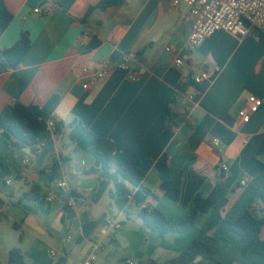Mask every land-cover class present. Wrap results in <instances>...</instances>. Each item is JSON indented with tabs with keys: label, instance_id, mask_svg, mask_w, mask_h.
<instances>
[{
	"label": "crops",
	"instance_id": "obj_1",
	"mask_svg": "<svg viewBox=\"0 0 264 264\" xmlns=\"http://www.w3.org/2000/svg\"><path fill=\"white\" fill-rule=\"evenodd\" d=\"M3 1L13 19L0 35V56L22 32L30 47L17 68L0 69V111L14 102L34 104L46 123L63 127L44 146L33 135L0 130V264L14 248L25 264H82L97 246L94 264L162 263L194 240L207 243L214 260L198 257L191 264H264V247L238 240L227 222L202 234L208 213H199L188 231L163 237L138 216L144 206L179 222L196 194L215 191L228 200L225 214L237 217L252 206L264 220V31L245 38L216 32L192 50L189 10L169 0ZM122 56L137 71L135 81L116 70L82 88L83 69L115 65ZM202 72L208 79L195 84ZM250 96L262 105L244 124L238 112ZM86 131L114 143L112 168L87 151ZM123 158L153 162L142 166L146 192L127 184L126 211L116 206L111 181ZM164 161L161 176L154 164ZM71 198L74 217L63 221Z\"/></svg>",
	"mask_w": 264,
	"mask_h": 264
},
{
	"label": "trees",
	"instance_id": "obj_2",
	"mask_svg": "<svg viewBox=\"0 0 264 264\" xmlns=\"http://www.w3.org/2000/svg\"><path fill=\"white\" fill-rule=\"evenodd\" d=\"M12 19L13 16L6 8L4 1L0 0V35L6 30ZM29 47L28 33L22 32L19 40L0 56V69L17 68L28 52ZM162 116L168 120L164 139L165 143H168L172 136V129L168 119L169 111L167 106L164 108ZM62 127V123H55V129L50 131L47 123L43 120L42 110L34 104L24 105L20 102H14L0 111V130H14L17 133L33 135L42 146L52 142L53 138L61 133ZM86 133L91 139V145L87 151L97 162L112 168V156L115 152L114 143L106 138H98L87 131ZM262 150H264V145L259 148V151ZM144 164L151 166L153 162L151 160L142 162L136 159L123 158L113 167L111 178L113 184L112 197L116 206L122 211H126L129 203L127 184L140 187L145 192L147 191L142 187V181L145 177L142 168ZM154 165L162 176L167 168L166 161L158 162ZM166 186L167 183H162L161 187L164 189ZM227 203V199H219L216 192L212 191L208 196L196 194L193 198L191 213L179 222L169 221L161 211L155 208L140 209L138 216L145 227L152 231H157L159 236L163 237L169 233H184L188 231L193 227L199 213H208V218L200 230L202 234H206L215 226L227 222L231 225L238 240L264 247V241L260 239V231L262 226H264V220L254 217L252 206L246 207L237 217L229 216L225 214ZM64 211L65 218L63 221L74 217V212L67 203L64 205ZM92 226L93 223H88L84 226L85 236L89 234ZM198 257L214 260V252L207 243L194 240L175 258L165 260L162 263L145 260L138 261L136 264H191ZM7 264H25L18 248L10 251ZM59 264H62V261Z\"/></svg>",
	"mask_w": 264,
	"mask_h": 264
},
{
	"label": "built area",
	"instance_id": "obj_3",
	"mask_svg": "<svg viewBox=\"0 0 264 264\" xmlns=\"http://www.w3.org/2000/svg\"><path fill=\"white\" fill-rule=\"evenodd\" d=\"M174 7L184 5L189 10V16L193 19L188 46L194 50L198 48L206 38L216 32L228 33L240 38H245L254 35L258 31H264V0H169ZM38 12V10H36ZM129 58L122 56L117 64L110 61L104 62L97 70L83 69L82 74L84 82L82 88L90 89L97 82L105 79L109 74L116 70H123L127 73L129 81L137 79V71L129 66ZM176 65L180 66L182 60L179 58L175 61ZM208 79L207 72H202L193 78L195 84H201ZM195 94H190L188 100H194ZM262 101L255 96L248 98L247 109H242L238 112V117L242 123H248L250 114L256 113L261 107ZM50 131L55 129V123L50 121L47 123ZM215 147L219 146L217 139L212 140ZM222 170L227 173L229 168L226 164H222ZM9 183V181L7 182ZM245 180L241 181V185H245ZM59 186L65 188L66 184L60 182ZM49 199L54 198V193L48 194ZM73 204L71 198L69 206ZM145 208L144 206L141 208ZM117 228L119 226H116ZM102 246H97L95 253L85 260L82 264H94L96 255L101 251ZM125 264H135L128 260Z\"/></svg>",
	"mask_w": 264,
	"mask_h": 264
}]
</instances>
